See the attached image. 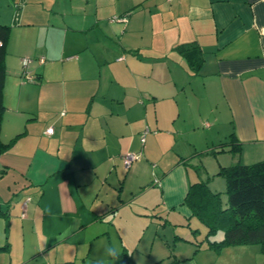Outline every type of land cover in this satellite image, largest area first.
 Instances as JSON below:
<instances>
[{"label": "crops", "instance_id": "crops-1", "mask_svg": "<svg viewBox=\"0 0 264 264\" xmlns=\"http://www.w3.org/2000/svg\"><path fill=\"white\" fill-rule=\"evenodd\" d=\"M0 25V264H198L189 184L264 159V0H0Z\"/></svg>", "mask_w": 264, "mask_h": 264}, {"label": "trees", "instance_id": "trees-1", "mask_svg": "<svg viewBox=\"0 0 264 264\" xmlns=\"http://www.w3.org/2000/svg\"><path fill=\"white\" fill-rule=\"evenodd\" d=\"M8 35L9 26L0 25V116L4 107L1 89L5 76ZM175 49L185 57L191 68L198 70L203 56L197 44H179ZM8 145L0 140V154ZM230 145L229 151L238 154L239 144ZM216 174L225 180V200L222 199V192L212 191L206 180L189 184L184 198L191 215L205 229L203 241H206V247L255 243L260 245L264 253V159L250 164L236 161L221 166ZM219 231L222 232V238L217 240L214 237ZM195 244L201 246V242ZM114 255L115 264H137L125 248ZM179 262V259L172 256L167 264Z\"/></svg>", "mask_w": 264, "mask_h": 264}, {"label": "rangeland", "instance_id": "rangeland-1", "mask_svg": "<svg viewBox=\"0 0 264 264\" xmlns=\"http://www.w3.org/2000/svg\"><path fill=\"white\" fill-rule=\"evenodd\" d=\"M221 194L222 199L225 200L226 195L223 192ZM214 238L217 240L221 239L222 232H217ZM195 255L199 262L198 264H264V253L261 252L260 245L255 243L224 245L219 248L210 247L198 250ZM85 264L96 263L87 259ZM98 264H105V262Z\"/></svg>", "mask_w": 264, "mask_h": 264}, {"label": "built area", "instance_id": "built-area-1", "mask_svg": "<svg viewBox=\"0 0 264 264\" xmlns=\"http://www.w3.org/2000/svg\"><path fill=\"white\" fill-rule=\"evenodd\" d=\"M165 1H171V0H165ZM30 60L28 58H24L22 60V63L24 66H26L28 64ZM27 79L28 80H32V77L31 76H27ZM150 129L147 127V128H144V130L142 131V134H141V140L143 141L144 140V135L149 131ZM45 132L47 134H51L53 132V128L52 127H48ZM139 158V154L138 153H134V152H127L125 153L124 155H122V160H123V163L125 165V167H128L132 161L136 160ZM25 205V204H23ZM24 215V214H22Z\"/></svg>", "mask_w": 264, "mask_h": 264}]
</instances>
